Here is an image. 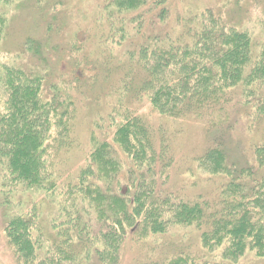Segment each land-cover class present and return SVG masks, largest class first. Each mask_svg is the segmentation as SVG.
Masks as SVG:
<instances>
[{"label":"trees","instance_id":"trees-1","mask_svg":"<svg viewBox=\"0 0 264 264\" xmlns=\"http://www.w3.org/2000/svg\"><path fill=\"white\" fill-rule=\"evenodd\" d=\"M216 1L103 0L94 38L103 57L108 43L122 49L116 67L118 55L103 58L119 100L105 114L109 130H90L77 169L71 150L81 144L79 106L57 85L45 97L39 67L0 68V206L19 262L119 264L128 240L181 227L199 234L203 250H216L219 264L248 256L264 264V19L256 30L242 28L243 0H219V9ZM1 17L0 40L7 27ZM82 78L74 77L81 92ZM117 107L120 121L111 118ZM145 108L155 117L207 123L209 142L192 163L213 187H179V130L143 116ZM42 246L48 257L38 254ZM142 264L197 263L177 254Z\"/></svg>","mask_w":264,"mask_h":264},{"label":"rangeland","instance_id":"rangeland-1","mask_svg":"<svg viewBox=\"0 0 264 264\" xmlns=\"http://www.w3.org/2000/svg\"><path fill=\"white\" fill-rule=\"evenodd\" d=\"M45 1L42 0V4L41 0H0L1 19L7 21L3 39L0 40V68L11 66L22 70L28 63L31 67H39L37 70L45 77V97L51 92L52 85H57L59 92L64 95L63 99L71 101L73 106L75 103L79 106L77 139L81 144L71 150V160L75 163L71 168L77 169L82 161V153L90 147V130L96 127L100 134L109 130L104 125V121L107 125L110 121L105 114L111 109L112 101L117 102L119 98L109 91V76L103 71L105 69L103 58L106 60L112 58L111 55H118L113 63V67H116L122 61L119 57L122 49L118 53L116 48L108 43L109 53L103 57L100 53L102 48L99 49L94 38L96 16L103 0H48L46 3ZM184 1L177 0L176 4L182 5ZM222 2L219 0L213 2L216 5L213 7L222 8ZM242 3L247 5L244 9L247 15L242 28L256 30L258 22L264 19V0H243L238 6ZM228 10L224 9L226 13H229ZM236 11L237 9L229 14L230 19L235 18ZM50 22L53 23L52 29L48 30ZM30 42L41 49L40 54H32L35 49ZM93 54H100L99 59H95ZM85 57L89 59L88 62L84 60ZM74 77H83L80 83L84 87L87 86L83 92L80 90L82 87L77 88ZM5 91L6 88L1 82L0 94L5 96ZM5 103L6 98H0V115L4 114ZM113 112L115 113L111 118L117 119L116 121L124 117L118 107ZM141 112L143 116L155 120L169 132L170 127L179 130L175 145V151L180 159L178 175L175 176L176 181L181 183L179 187L189 189L188 185L193 186V183H196V187L193 186L192 189L196 192H205L211 188L210 186L213 187L212 183L207 181L208 176L192 163V158L200 155L209 142L205 132L207 123L203 119H164L158 115L155 117L148 108L140 110ZM240 136L245 143L244 132ZM247 146L248 144L245 149L249 150ZM32 197L37 199V194ZM5 224V208L0 206V264H23L16 258L13 245L6 235ZM47 231L52 234L49 229ZM199 237V234L191 229L171 227L162 236L130 239L123 246L119 264H142L143 261L163 260L177 254L190 255L197 264H219V253L216 250L213 252L203 250ZM37 252L42 257L49 256L48 246H42ZM52 252L53 255L56 253L54 249ZM51 262L72 264L58 258L52 259ZM239 264L261 262L248 256Z\"/></svg>","mask_w":264,"mask_h":264}]
</instances>
